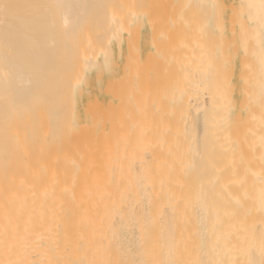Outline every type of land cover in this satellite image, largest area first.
Wrapping results in <instances>:
<instances>
[{
  "label": "bare ground",
  "instance_id": "6f19581e",
  "mask_svg": "<svg viewBox=\"0 0 264 264\" xmlns=\"http://www.w3.org/2000/svg\"><path fill=\"white\" fill-rule=\"evenodd\" d=\"M0 264H264V0H0Z\"/></svg>",
  "mask_w": 264,
  "mask_h": 264
}]
</instances>
